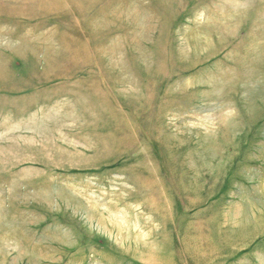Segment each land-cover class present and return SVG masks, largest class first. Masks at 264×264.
I'll list each match as a JSON object with an SVG mask.
<instances>
[{"label":"rangeland","instance_id":"obj_1","mask_svg":"<svg viewBox=\"0 0 264 264\" xmlns=\"http://www.w3.org/2000/svg\"><path fill=\"white\" fill-rule=\"evenodd\" d=\"M0 264H264V0H0Z\"/></svg>","mask_w":264,"mask_h":264}]
</instances>
